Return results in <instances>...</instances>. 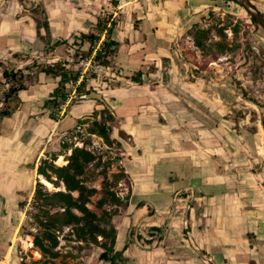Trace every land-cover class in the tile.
I'll list each match as a JSON object with an SVG mask.
<instances>
[{"label": "crops", "instance_id": "1", "mask_svg": "<svg viewBox=\"0 0 264 264\" xmlns=\"http://www.w3.org/2000/svg\"><path fill=\"white\" fill-rule=\"evenodd\" d=\"M33 1L39 14L20 9L16 0H0V62L8 69L25 72L33 62L68 60L74 53L68 46L48 55L45 50L57 41L70 45L93 31L98 19L116 23L111 40L118 47L113 66L85 81L104 103L78 101L81 112L71 124H63L68 109L54 122L43 108L58 82L43 74L19 92V108L0 119V264H44L22 220L24 203L43 178L37 176L39 153L60 157L65 150L57 141L81 119L104 120L103 109L111 115L106 124L128 181L126 207L111 208L119 264H264V157L252 137L235 134L233 120L225 119L230 96L190 79L174 49L209 11V0ZM42 11L45 25L37 23ZM139 71L141 83L125 80ZM3 84L0 68V109ZM67 244L68 264H104L97 261L101 251L84 259L74 248L82 243Z\"/></svg>", "mask_w": 264, "mask_h": 264}, {"label": "trees", "instance_id": "2", "mask_svg": "<svg viewBox=\"0 0 264 264\" xmlns=\"http://www.w3.org/2000/svg\"><path fill=\"white\" fill-rule=\"evenodd\" d=\"M211 5L224 3L237 4L236 0H209ZM238 5V4H237ZM217 6V5H216ZM251 23L257 30L264 33L262 27L249 15ZM197 24H194L195 26ZM192 26V27H193ZM116 27V23L108 19H98L93 31L87 34H80L73 38L69 45L66 41H57L53 46L47 47L45 54L58 46H68L74 50L73 57L81 55L87 57L91 54L95 44L104 35L102 45L96 52L95 59L102 67L113 66V57L118 47V43L111 40V34ZM191 27V28H192ZM47 27L45 26V29ZM204 31L195 29L193 43L196 47L203 49ZM13 59H20L19 54L12 55ZM1 76L7 86L3 95L2 107L0 109V119L12 115L20 106L19 92L26 91L30 83L38 74H43L47 81L58 79L57 86L43 102V108L49 111V118L56 122L54 115L58 111L59 105L65 100L70 87L79 77V72L72 66L67 67L66 62L57 61L54 63L37 64L33 62L21 70L13 71L0 62ZM142 72L125 76V80L133 83H141ZM86 82H81L76 88L80 100L92 90L86 89ZM106 114L104 120L91 122L90 134L97 135L104 142L111 146L113 140L110 138L109 128L106 122L110 121L111 115L107 109H103ZM90 121L81 119L78 123L88 124ZM65 150L66 145H61ZM50 160L45 159L37 167V176H42L54 188H59L63 184L64 191L48 192L43 185L37 181L34 190L35 201V221L39 227V234L33 238V246L39 250L42 256L55 259L59 256L58 251L60 236L67 229L66 236L61 239L66 242L82 243L83 245H94L100 249L97 257L98 262L104 264H119L122 261V251H116L115 230L112 227V210H105V205L124 208L126 204L123 199L116 196L115 192L109 189V184L103 182L101 197L95 202V207L100 211L99 215L88 208L91 198L97 194V190L86 185L85 173L87 166L91 163L98 165L99 158L91 151L85 149H72L70 156L66 158L52 155ZM122 175L113 176L116 183ZM100 238V240H98Z\"/></svg>", "mask_w": 264, "mask_h": 264}, {"label": "rangeland", "instance_id": "3", "mask_svg": "<svg viewBox=\"0 0 264 264\" xmlns=\"http://www.w3.org/2000/svg\"><path fill=\"white\" fill-rule=\"evenodd\" d=\"M16 1H18L17 4L20 9L36 11L39 14L40 6L38 5L36 7L38 9H36L33 6V0ZM48 1L49 3L53 1L54 4V0ZM249 1L256 11L264 16V0ZM38 19L40 20L37 21L38 24L42 23L45 25L46 17L43 15V11L42 14L40 13ZM195 29L204 31L205 39H203V49L196 47L193 43ZM174 49L177 50V54L181 60L186 63L188 72L191 75L190 79L203 80L209 85L211 90L224 92L230 96V112L225 119L233 120L234 125H232V130H234L235 134L239 136L247 135L255 140L257 144L255 152L263 158L264 33L261 30H257L251 23L249 13L234 3L220 2L219 4H213L209 11L201 18L200 22L182 35ZM118 51L117 59L122 63L125 60L124 49L121 48ZM81 104V102L73 101L72 105L68 108V112L71 115L65 117V114V119H63L64 117H60L56 112L54 115L56 122L61 119H63V124H71V122H74L71 117L80 114L81 107L78 106ZM5 120L7 121V119H3L4 122ZM88 125L92 129L91 124L89 123ZM90 129H88V132H90ZM53 138H60V135H56ZM60 139L57 141L58 143H60ZM92 142L97 143L98 146L92 147ZM87 143L91 146V152L99 158L98 165L94 163L89 164L85 173L86 185L97 190V194L91 198V203L88 205V208L99 215L100 211L95 207V202L101 197L103 182L109 184L111 191L117 194H124L125 187L128 186V181L121 167L117 165L118 160L122 159L119 155V144L113 143L109 146L104 142V146L97 138L93 137H89ZM260 151H263V154H260ZM60 154V158L66 160L65 152L63 151ZM117 174L122 175V178L115 183L113 176ZM119 184H123V186ZM43 187L48 192L55 191L44 185ZM111 208V205H105L103 207V209L108 211L112 210ZM66 234L67 229L61 234L60 239L62 236H66ZM123 240L125 243L127 238ZM119 242V245H122V242ZM59 246L61 250L58 248L57 250L61 252L60 256H63V260H60L61 257L53 260L43 256L46 259L44 264L69 263L66 260L67 255L64 252H67V248H71L72 245L67 244L66 241H61ZM25 247L27 249L31 248L28 242L25 243ZM74 248H78L80 257L83 256L84 259L87 256L91 257L93 252L95 254L100 252V249L94 245L81 244L79 247L74 246ZM34 253L39 255L38 251ZM32 256L34 257V254ZM38 258L40 257H36V259ZM43 258L39 259L38 262H43ZM83 263L84 260L81 259L79 264Z\"/></svg>", "mask_w": 264, "mask_h": 264}, {"label": "built area", "instance_id": "4", "mask_svg": "<svg viewBox=\"0 0 264 264\" xmlns=\"http://www.w3.org/2000/svg\"><path fill=\"white\" fill-rule=\"evenodd\" d=\"M123 1V0H121ZM103 38L95 44L91 54L87 57H83L81 55L77 56L76 58L71 57L66 60L67 67L72 66L79 72L78 80L71 85L70 91L68 92L65 100L59 105L57 113L60 117H64L67 114V109L72 105L73 101H79V97L76 92V88L81 82H85L86 80L95 79L102 71V66L99 65L97 60L95 59L96 52L100 50L102 45ZM89 126L88 124H82L76 122L74 126L66 132L62 139L60 140V145H66L67 148L65 149L66 157L70 156L72 149H85L91 151V146L87 143V139L89 137L97 138L103 145L105 146L103 139L98 138L95 135H92L88 132ZM97 147L98 144L92 142V147ZM45 157H40L37 159V166L41 164ZM117 165L119 167L122 166V161L118 160ZM123 186V184H119ZM117 197L123 198L124 194H117ZM35 201L33 196H29L22 208V220L25 222V229H27L29 235H36L39 231V227L35 221ZM31 242V241H30Z\"/></svg>", "mask_w": 264, "mask_h": 264}, {"label": "water", "instance_id": "5", "mask_svg": "<svg viewBox=\"0 0 264 264\" xmlns=\"http://www.w3.org/2000/svg\"><path fill=\"white\" fill-rule=\"evenodd\" d=\"M237 4L242 7L250 16H252L255 21L264 29V16L256 11L254 6L250 3L249 0H236ZM82 100H95L104 103L103 97L97 92H90L87 95L82 97ZM106 108L107 106L104 105ZM59 191V190H58Z\"/></svg>", "mask_w": 264, "mask_h": 264}, {"label": "bare ground", "instance_id": "6", "mask_svg": "<svg viewBox=\"0 0 264 264\" xmlns=\"http://www.w3.org/2000/svg\"><path fill=\"white\" fill-rule=\"evenodd\" d=\"M123 1H125V0H123ZM43 154H44V150H42L40 153H39V158L40 157H42L43 156ZM39 182L42 184V185H44V186H46L47 188H49V189H53V190H55V191H58V190H62V191H64V187L63 186H60L59 188H53V187H51V185L45 180V178H40L39 179ZM28 241H31V239H29ZM32 243L31 242H28V245L30 246ZM33 245V244H32Z\"/></svg>", "mask_w": 264, "mask_h": 264}]
</instances>
